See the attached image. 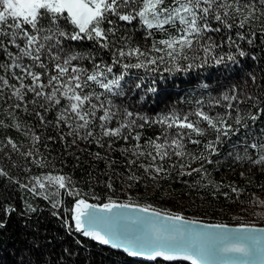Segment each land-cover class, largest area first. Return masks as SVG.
I'll return each mask as SVG.
<instances>
[{
    "label": "snow or ice",
    "instance_id": "6c2138e0",
    "mask_svg": "<svg viewBox=\"0 0 264 264\" xmlns=\"http://www.w3.org/2000/svg\"><path fill=\"white\" fill-rule=\"evenodd\" d=\"M262 17L264 0H0V57H3L0 72L4 73L0 75V99L4 98L3 89H11L8 99L15 97L23 102L25 110L28 103L43 110L33 109L41 124H53L43 113L55 109L54 127L60 130L61 141L72 138L69 147L75 146L77 141H87L111 150L116 141L129 142L128 147L119 149L122 155L135 157L128 159L127 165H137L154 180L177 168L180 176L199 173L202 179H207L205 164H212V157L219 154L218 146L241 129L245 130L244 138L233 145L234 150L228 155L264 170V129L259 139L253 136V142L248 140L253 135L249 122L255 125L264 115L261 106L264 105V85L251 71L247 73L248 80L256 85L259 94L232 85L218 96L209 93L204 98L184 101L191 105L188 111L172 106L153 116L117 105L113 99L124 96L122 81L133 68L143 69L148 74L159 72L162 64L171 65L164 69L168 73H188L214 66L231 71V65L239 66L242 58L250 57L241 42L253 45L256 33L246 26ZM137 20L144 28L143 46L135 42L133 30L126 26ZM261 27L264 29V24ZM222 29L236 31L234 34L225 31L219 40L213 39L210 33H221ZM156 32L166 38L155 39ZM85 42L91 45L84 47ZM225 47L229 51L225 52ZM192 52L197 55H189ZM102 54H107L110 62L104 60ZM143 83L141 77L135 89H140ZM201 87L207 89L208 85ZM144 91L145 94L157 92L155 79ZM29 94L30 101L26 100ZM14 107L20 108L21 103ZM217 107L223 111H215ZM61 126L69 131L63 133ZM146 129H153V135L145 136ZM33 139L41 140L35 135ZM8 143L16 148L11 140ZM187 144L202 146V149L193 152ZM239 145L242 149L235 151ZM250 149L255 150L256 158L250 155ZM141 157L151 162L139 163ZM95 158L105 159L99 152L95 153ZM186 160L199 162L200 166L186 172L184 169L191 167ZM165 162H169L167 168ZM113 163L115 161L109 162L108 166ZM0 177L13 181L3 168H0ZM128 179L139 182L140 177L133 173ZM32 181L31 188L19 181L15 183L33 194L43 195L46 200H50L48 195L37 192V188H46L45 182L58 185L53 195H59V189H66L69 195L80 196L69 176L48 174L34 176ZM212 183L208 180V184ZM106 187L111 188L112 184L109 182ZM230 187L238 197L242 190ZM223 195L227 197L229 193ZM50 202L54 209L60 207L59 200ZM258 203L264 205V200ZM25 208L24 215L37 211L28 204ZM125 209L149 213L150 216L135 218L137 224L149 227L134 235L122 231L119 225L127 216ZM0 210L5 217L16 212L10 204ZM70 212L74 225L65 221L67 228L74 226L84 237L122 249L132 257L146 256L153 260L163 257L169 261L182 258L191 264H250L257 257L264 261V237L259 235L264 233V228L247 224L234 228L226 224L186 228L185 225L199 222L185 220L179 214H162L150 206L118 203L112 199L92 204L78 198ZM161 216L164 226L157 227L156 221ZM4 226L5 222L0 221V228Z\"/></svg>",
    "mask_w": 264,
    "mask_h": 264
},
{
    "label": "trees",
    "instance_id": "16d2710c",
    "mask_svg": "<svg viewBox=\"0 0 264 264\" xmlns=\"http://www.w3.org/2000/svg\"><path fill=\"white\" fill-rule=\"evenodd\" d=\"M125 23L121 22V24ZM213 24L216 26L215 22ZM262 24L264 17L246 26L256 33L253 45L249 46L246 42H241L251 55L242 58L239 66L231 65V71H225L223 66H214L193 69L188 73H168L164 69L171 65L162 64L159 65V72L148 74L143 69L133 68L122 81L124 96L113 97L115 103L154 116L158 112L167 111L172 106L188 111L191 105L184 101L204 98L209 93L218 96L232 85L259 94L256 85L248 80L247 73L249 71L254 73L260 84L264 85ZM126 26L133 30L135 42L143 46L144 28L139 26L138 20ZM225 31L234 34L236 30L222 29L221 33H210V35L213 39L219 40ZM154 38L164 39L166 36L156 32ZM76 43L72 42L73 45ZM90 45L91 42H85L84 47ZM223 50L229 51L227 47ZM189 55L194 56L197 53L192 52ZM199 55L202 56V53ZM251 57L256 59L253 60ZM102 58L110 62L107 54H102ZM132 62L135 60L133 59ZM182 63L186 62L182 61ZM114 72L119 74L117 68H114ZM3 74L0 72V75ZM141 77L144 78V83L140 89H135L134 85ZM153 79L156 81L157 92L145 94L144 90L149 87ZM245 80H248L247 84L244 83ZM10 83L18 82L10 81ZM203 84H207L208 88H202ZM11 91L8 88L3 89L4 98L0 99V122H2L0 123V168L7 171L13 181L0 177V209L3 205L10 204L15 207L16 212L10 217H5L0 210V221L5 222V226L0 228V264H191L186 260L157 259L150 262L135 259L120 250L105 247L91 238L79 235L75 232L74 226L71 229L67 228L65 221L74 225L71 221L70 209L73 208L75 200L82 197L98 203L107 202L109 199L139 203L142 206L155 207L194 218L220 221V223L264 225V205L258 203L259 200H264V170L261 166L236 161L233 156L228 155L234 150L233 145L244 138V129L218 146L219 154L212 157L213 163L205 164L209 174L207 179H202L199 173L180 176L178 175L180 169L177 168L170 170V174H161L154 180L151 179V174H145L137 165H127V160L135 157L131 154L122 155L119 149L128 147L129 142L116 141L111 150L107 147L100 148L87 141H77L75 146L69 147L72 138L61 141L59 139L61 132L54 127L55 109L43 113L46 120L53 121V124H41L33 114V109L41 112L43 110L31 103L27 104L25 110L23 102L17 101L15 97L8 99ZM97 91L103 90L97 89ZM141 96H144L143 100L140 99ZM31 99L29 94L26 100ZM16 103H21V107L15 108ZM215 111H223V109L217 107ZM17 124L19 127H16ZM249 125V131L253 134L248 137L251 143L253 136L259 139L260 131L264 129V115L255 125L251 122ZM61 129L63 133L69 131L63 126ZM34 135L41 138L40 142L34 141ZM150 135H153V129H146L145 136ZM48 137L53 139L49 140ZM97 138H100L99 133ZM9 140L16 145L15 149L8 143ZM102 142L106 143V140ZM187 148L197 152L202 146L187 144ZM241 149L242 145H239L235 151ZM97 152L105 159H96ZM249 152L256 158L255 150L250 149ZM111 161L115 163L109 167ZM150 162V159L145 157L139 160V163ZM168 163L165 162L166 168ZM185 163H191L190 168L184 169L186 172L200 166L199 162L186 160ZM242 172L243 176L240 175ZM133 173L140 177L139 182L128 179ZM48 174L71 177L73 186L79 190L80 196L69 195L66 189H59V195H53L58 185H47L45 182L46 188L44 190L37 188V192L43 191L51 201L59 200L60 207L54 209L50 200L44 199L43 195L33 194L28 188L20 187V184H27L31 188L34 183L32 177H43ZM208 180L213 183L208 184ZM15 181H19L20 184ZM109 182L112 184L111 188L106 187ZM230 186L242 190L238 197L236 193L231 192ZM224 192H228L229 195L224 196ZM26 204L35 207L37 211L24 215ZM54 212L58 215H53Z\"/></svg>",
    "mask_w": 264,
    "mask_h": 264
},
{
    "label": "water",
    "instance_id": "95a60500",
    "mask_svg": "<svg viewBox=\"0 0 264 264\" xmlns=\"http://www.w3.org/2000/svg\"><path fill=\"white\" fill-rule=\"evenodd\" d=\"M84 198V197H82ZM86 199V198H84ZM89 203H92V204H101V203H98V202H93V201H90L88 199H86ZM108 202V201H107ZM118 203H131V204H135V205H139L140 207H144V205L142 206V204H139V203H132V202H127V201H116ZM106 203V202H104ZM74 207V205H73ZM151 209H154L156 211H160L162 214L163 213H168V214H179V213H175V212H171V211H166V210H162V209H159V208H155V207H150ZM125 213H127V216L123 219V222L119 225V227L121 228L122 231H125L127 234H137L139 233L140 231L142 230H145L146 228H148L149 226L148 225H139L135 222V218L137 215H144V216H150L149 213H138L136 210L134 209H125L123 210ZM181 215V214H179ZM182 216L185 218V220H195V221H198L199 223L197 225H185L184 227L186 228H191V227H196V228H200L202 227L203 225H209V224H226L228 225L229 227L231 228H234L236 226H238L239 224H247V225H250V226H255L256 228H264V225L262 224H253V223H229V222H221L220 221H211V220H206V219H202V218H194V217H191V216H186V215H183ZM74 223V221H73ZM156 226L157 227H162L164 226L163 225V216H161L159 219H157L156 221ZM179 226V225H178ZM76 232V231H75ZM78 233V232H76ZM79 235H82V233H78ZM261 237H264V233H260L259 234ZM83 236V235H82ZM89 238V237H88ZM96 242V241H95ZM98 244H100L99 242H97ZM262 243H264V240H262ZM102 245V244H100ZM105 247H109L111 248L109 245H103ZM113 249V248H112ZM115 250H120L123 252L122 249H115ZM132 257V256H131ZM132 258H135V259H140V260H143V261H155L157 259H164L163 257H157L156 259H149L148 257H132ZM165 260V259H164ZM176 260H183L182 258H178ZM169 261V260H167ZM171 261H175V260H171ZM191 262V261H189ZM250 264H264V261H262L259 257L257 258H254L253 260L250 261Z\"/></svg>",
    "mask_w": 264,
    "mask_h": 264
},
{
    "label": "rangeland",
    "instance_id": "374dc122",
    "mask_svg": "<svg viewBox=\"0 0 264 264\" xmlns=\"http://www.w3.org/2000/svg\"><path fill=\"white\" fill-rule=\"evenodd\" d=\"M176 213V212H175Z\"/></svg>",
    "mask_w": 264,
    "mask_h": 264
}]
</instances>
